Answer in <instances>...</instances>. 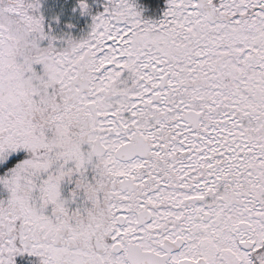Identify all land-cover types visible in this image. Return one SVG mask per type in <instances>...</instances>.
<instances>
[{
	"label": "snow or ice",
	"instance_id": "obj_1",
	"mask_svg": "<svg viewBox=\"0 0 264 264\" xmlns=\"http://www.w3.org/2000/svg\"><path fill=\"white\" fill-rule=\"evenodd\" d=\"M0 264H264V0H0Z\"/></svg>",
	"mask_w": 264,
	"mask_h": 264
}]
</instances>
